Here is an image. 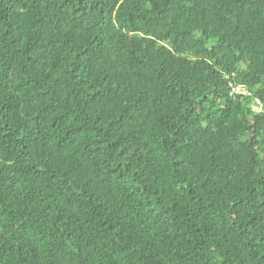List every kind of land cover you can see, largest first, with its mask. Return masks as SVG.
<instances>
[{
  "label": "trees",
  "instance_id": "16d2710c",
  "mask_svg": "<svg viewBox=\"0 0 264 264\" xmlns=\"http://www.w3.org/2000/svg\"><path fill=\"white\" fill-rule=\"evenodd\" d=\"M0 264H264V0H0Z\"/></svg>",
  "mask_w": 264,
  "mask_h": 264
},
{
  "label": "built area",
  "instance_id": "2783aa9c",
  "mask_svg": "<svg viewBox=\"0 0 264 264\" xmlns=\"http://www.w3.org/2000/svg\"><path fill=\"white\" fill-rule=\"evenodd\" d=\"M230 92L233 94H243V95H249L250 92L249 90L246 88V86L244 84H232L230 83ZM254 104H253V108L256 110L260 109V102L258 99H254Z\"/></svg>",
  "mask_w": 264,
  "mask_h": 264
}]
</instances>
